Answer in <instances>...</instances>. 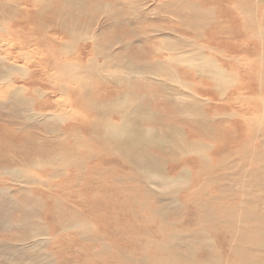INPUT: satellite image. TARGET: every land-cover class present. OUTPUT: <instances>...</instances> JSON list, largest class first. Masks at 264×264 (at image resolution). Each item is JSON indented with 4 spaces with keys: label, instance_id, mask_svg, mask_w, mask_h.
<instances>
[{
    "label": "rangeland",
    "instance_id": "obj_1",
    "mask_svg": "<svg viewBox=\"0 0 264 264\" xmlns=\"http://www.w3.org/2000/svg\"><path fill=\"white\" fill-rule=\"evenodd\" d=\"M31 2L0 5V62L4 63L0 71L7 64L25 71L21 76L16 73L11 76L14 87L22 88L20 98L14 100L17 105L8 103L12 96L10 100L9 96L0 97V264H157L159 261L173 264L169 260L170 253L183 255L189 250L194 258H208L209 243L203 245L196 238L183 235L184 229L195 228L187 221L193 220L195 214L184 201L188 196L186 187L180 186L183 178L191 177L190 171L186 173L183 169L184 165L190 167L187 170L191 173L197 171L196 162L203 160L206 154L216 159L228 155L235 163L215 167L216 174H229V177L218 178L219 184L230 183L235 187L227 193L233 197L231 203L228 202L238 204L233 211L238 217L235 221L240 234L236 232L238 240H230V246L244 242L241 247L264 264V241L263 246L249 241L254 231L264 236V31L259 32L256 25L248 26L243 45L239 46L242 42L236 41L240 37L230 40L239 48L235 47L231 52L233 60L223 67L228 82L223 84L221 94L215 90L217 84L212 85L214 79L209 69L197 75L187 60L168 65V37L180 40V44L171 49L176 53L184 54L190 49V41L196 42L166 0ZM248 3L252 17L264 25V0ZM46 55L52 57L46 58ZM51 60L75 63L74 67H79L82 73L80 83L65 78L63 65L51 68ZM55 73L56 79L51 81ZM62 81L70 88L65 87V92L61 90ZM198 83L197 96L200 97L196 109L190 96ZM53 84H57L60 91L53 93ZM170 96L185 101L184 110L172 106ZM217 96L233 97L228 102L219 97V102ZM66 99L72 107L64 106ZM50 109L58 115L72 110L69 118L63 115L54 124L56 132L53 134H48V125L44 122L49 114L46 111ZM29 115H38L39 123L34 130L40 143L37 140V143L23 145L22 134L15 124L24 118L31 122ZM121 115L129 116L130 124L139 129L132 154L113 150L105 143V120L117 122ZM240 123L245 125L240 127ZM168 125L173 126L175 134H168ZM7 127L13 135L4 131ZM225 131L245 136V163L237 154L215 153L217 139ZM93 135L97 138H92ZM63 139L70 149L68 153L62 148L59 153L58 148L64 147ZM197 142L201 148H195ZM29 153L35 154V159H25L32 157ZM141 158L147 163H140ZM207 164L214 166L212 158ZM53 170L55 175L46 176ZM245 170L254 175L243 179L255 186L257 182L263 184L259 191L240 186ZM257 170L260 175L255 176ZM32 177L38 181H28ZM226 199L220 201L226 203ZM246 213L252 218L248 225L244 219ZM218 219L223 220V216L218 214ZM203 228L207 232L206 224ZM207 234L210 236L209 232ZM240 236L244 239L240 240ZM221 238L218 232L219 248L215 247L218 258H239L240 245L234 253L221 246L224 245ZM162 243L166 249H157L156 245ZM178 260L176 264H181V258Z\"/></svg>",
    "mask_w": 264,
    "mask_h": 264
},
{
    "label": "bare ground",
    "instance_id": "obj_2",
    "mask_svg": "<svg viewBox=\"0 0 264 264\" xmlns=\"http://www.w3.org/2000/svg\"><path fill=\"white\" fill-rule=\"evenodd\" d=\"M29 0H0V5L4 6L6 4H10V3H18L19 2H27ZM34 1V0H33ZM61 1V0H60ZM258 2L260 0H257ZM31 2V0H30ZM36 2V1H35ZM167 5L169 8H171L172 11H176V13L178 14V16L180 18H182V24L185 26L186 29H188L192 35H194V39L196 43H192L190 41V49L188 51H185L184 54L182 53H176L175 51L171 50L174 49V47H176V45L180 44V40H176L175 39H171L168 37V39L166 41H168V44L170 46L169 49H167L168 52V65L171 66L174 62H186L187 60V64L189 65V67L193 68V70L196 72L197 75H200L204 72L205 69H209L212 76V79H214L212 81L211 76L210 79L212 81V85H214V83L217 84V88L215 89L217 92L222 94V88H223V84H225L226 82H228L226 78L227 75H225L224 73V69L223 67L225 65H229L230 64V60H233V55L231 54L232 51H234L235 47L239 48L238 45H232L230 40L235 36L240 37L239 39H236V41L238 43H241L244 40L245 35H247V29L248 26L251 28L252 26L256 25L259 32L264 31V25L261 24L260 21H255V18L252 17L251 15V6L249 5V0H166ZM33 4V2H31ZM37 3V2H36ZM21 4V3H20ZM49 6V5H48ZM46 7V5H45ZM50 7V6H49ZM48 7V8H49ZM56 7H58L56 5ZM61 7V6H60ZM53 8V7H52ZM15 9V8H14ZM11 10V9H10ZM60 10V9H59ZM169 10V9H168ZM35 11V9H34ZM123 15V14H122ZM122 17V16H121ZM185 17V18H184ZM58 19H60L59 17H57ZM39 27V26H38ZM129 28V27H128ZM168 30V29H167ZM75 33V31L73 32V34ZM236 33V35H235ZM263 33V32H262ZM250 34V33H249ZM85 36V35H84ZM87 36V35H86ZM57 37V36H56ZM55 37V38H56ZM82 37V36H81ZM79 36V38H81ZM247 37V36H246ZM249 37V36H248ZM247 37V39H248ZM251 37V36H250ZM40 39V38H39ZM252 39V38H251ZM42 40V39H41ZM261 40V39H260ZM246 41V40H245ZM137 43V42H136ZM106 44V43H105ZM244 42H242L240 45H243ZM70 45V44H69ZM136 45V44H135ZM65 47V46H63ZM71 47V46H70ZM126 47V46H125ZM109 48V47H108ZM92 49V48H91ZM90 49V50H91ZM98 49V48H97ZM147 50V49H146ZM207 51L209 54L206 56L203 52ZM146 53V52H145ZM230 53V54H229ZM257 53V52H256ZM24 54V53H23ZM100 55V54H99ZM143 55V54H142ZM30 56V55H29ZM36 56V55H34ZM51 56V55H48ZM46 55V58H49ZM115 56V55H114ZM24 57V56H23ZM52 57V56H51ZM66 57V56H65ZM116 57V56H115ZM160 57V56H158ZM45 58V60H46ZM141 58V57H140ZM19 59V58H18ZM65 59V58H64ZM22 60V59H21ZM29 60V58L27 59ZM31 60V59H30ZM257 60V59H256ZM52 61V60H51ZM85 61V60H84ZM165 61V60H163ZM86 62V61H85ZM84 62V64H85ZM111 62V60H110ZM113 62V61H112ZM88 63V62H87ZM128 63V62H127ZM232 63V62H231ZM257 63V62H256ZM4 63L0 62V66H2ZM12 64V63H11ZM63 65V69L62 72L67 73V75H65L66 79H70L73 83H80V71H79V67H74L76 65H74L75 63H68L66 61H52L51 62V68L54 67V69L59 68V65ZM102 64V63H101ZM99 64V65H101ZM104 64V63H103ZM108 64V63H107ZM113 64V63H112ZM125 64V63H124ZM175 64V63H174ZM261 64V63H260ZM40 65V64H39ZM127 65V64H126ZM186 66V64H184ZM249 65V64H248ZM252 65V64H251ZM258 65V64H257ZM256 65V66H257ZM262 65V64H261ZM73 66V67H71ZM98 66V65H97ZM104 66V65H103ZM109 66V65H108ZM128 66V65H127ZM175 66V65H174ZM232 66V65H231ZM94 67V66H93ZM92 67V69L94 70V68ZM105 67V66H104ZM111 67V66H110ZM113 67V66H112ZM165 67V66H164ZM233 67V66H232ZM253 67V66H252ZM76 68V69H75ZM115 68V67H113ZM119 68V67H118ZM154 68V67H153ZM152 68V69H153ZM244 68V67H243ZM249 68V67H248ZM251 68V67H250ZM261 68V67H260ZM111 69V68H110ZM168 69V68H167ZM106 70V69H105ZM124 70V69H123ZM175 70V69H174ZM228 70V69H227ZM251 70V69H250ZM101 71V69H100ZM230 71V70H229ZM257 71V70H256ZM255 71V72H256ZM262 74V70H260ZM87 73V71H85ZM98 72V71H97ZM110 72V71H108ZM120 72V71H119ZM122 72V71H121ZM120 72V73H121ZM124 72V71H123ZM165 72V71H164ZM170 72V71H169ZM206 72V71H205ZM18 74V76H21L25 73L24 70H22L21 67H15V66H10L9 64H7L6 66H4V68H1L0 71V97L3 96H9L10 100L12 98V101H8V103H13L14 100L18 101V98H20L18 95L20 94L19 91L22 89L21 87H14V82H13V78L11 76H13L14 74ZM64 73V74H65ZM115 73V72H114ZM156 73V72H155ZM249 72H247L248 74ZM258 73V72H257ZM40 74V73H39ZM39 74H37V77H39ZM104 74V72L102 73ZM101 74V75H102ZM110 74V73H109ZM259 74V77H260ZM26 75V74H25ZM100 75V77H101ZM112 75V74H111ZM165 75V74H164ZM163 75V76H164ZM175 75V73H174ZM206 75V74H205ZM104 76V75H103ZM245 76V75H244ZM264 78V75H262ZM99 77V78H100ZM110 77V76H109ZM129 77V76H127ZM135 77V76H134ZM151 77V76H150ZM171 77V76H170ZM206 77V76H205ZM250 77V76H249ZM258 77V78H259ZM130 78V77H129ZM137 78H139L137 76ZM154 78V77H153ZM172 78V77H171ZM174 78V77H173ZM257 78V77H256ZM255 78V80H256ZM262 78V79H263ZM16 79H18L16 77ZM53 79H56V73L54 74V77L51 78V81ZM140 80H142L143 78H139ZM158 79V78H157ZM175 79V78H174ZM261 79V78H260ZM132 80V79H131ZM134 80V79H133ZM194 80V79H193ZM196 80V79H195ZM227 80V81H226ZM242 80V79H241ZM57 81V80H56ZM246 80H244L245 83ZM262 81V80H261ZM71 83V84H73ZM146 83V82H145ZM155 83V81H154ZM159 83V82H158ZM164 83V82H163ZM173 83V82H172ZM175 84H178L176 82H174ZM192 83V82H191ZM243 83V82H242ZM257 83V82H256ZM165 84V83H164ZM74 85V84H73ZM132 85V83H131ZM198 85L197 84L196 88H195V93L192 94L193 96H190V98L193 100V102L195 103V107L197 109V105H199V97L197 96L198 94ZM241 85V84H240ZM61 90L62 92H65V87L70 89L67 86V83L62 81L61 83ZM180 86V85H179ZM243 86V85H242ZM245 87V86H244ZM174 88V87H172ZM180 88V87H179ZM190 88V87H189ZM205 88V87H204ZM243 88V87H242ZM262 88V87H261ZM260 88V89H261ZM52 92H57L60 91V89L58 88L57 84H53L52 85ZM164 89V88H163ZM186 89V88H185ZM72 90V89H71ZM173 90V89H172ZM239 90V89H238ZM169 92V90H168ZM189 92V90H188ZM228 92V91H227ZM39 93V92H38ZM44 93V92H42ZM152 93V92H151ZM156 93V92H154ZM173 93V92H172ZM212 93V92H211ZM262 93V92H261ZM61 94V93H60ZM218 94V93H217ZM229 94V93H228ZM232 94V93H231ZM160 95V94H159ZM163 95V94H162ZM12 96V97H11ZM50 96V95H49ZM54 96V95H53ZM151 96V95H150ZM154 96V95H153ZM167 96V95H165ZM169 96V95H168ZM206 96V95H205ZM209 96V95H208ZM11 97V98H10ZM81 97V96H78ZM122 97V96H121ZM222 99H225L226 102H228V100H230L233 96H219ZM219 97L217 96V99L219 100V102H221L219 99ZM260 97V96H259ZM115 98V97H114ZM119 98V97H118ZM167 98V97H166ZM208 98V97H207ZM116 99V98H115ZM122 99V98H121ZM147 99V98H146ZM149 99V98H148ZM215 99V100H217ZM260 99V98H259ZM128 100V99H127ZM168 100V99H167ZM166 100V102H167ZM169 100L172 104V106H178L179 110H184L185 106L187 105L186 102L179 100L177 101V98H175L174 96H170ZM186 100V99H184ZM252 100V98H251ZM22 101V100H21ZM124 102H126L124 100ZM129 102V101H128ZM257 102V101H256ZM15 103V102H14ZM91 103V102H89ZM130 103V102H129ZM263 103V102H262ZM17 105V103H15ZM22 104V103H21ZM92 106L94 107L95 104H93V102L91 103ZM201 104V103H200ZM226 104V103H225ZM20 105V104H19ZM70 106L69 105V100L66 99V101L64 102V106ZM132 105V104H131ZM146 105V104H145ZM152 105V104H151ZM117 106V105H116ZM115 106V107H116ZM119 106H122L121 104H119ZM221 106V105H220ZM262 107V105H260ZM132 107V106H131ZM84 108V105H83ZM122 108V107H121ZM168 108V107H167ZM45 109V108H44ZM119 109V108H118ZM60 110V109H59ZM71 110V109H70ZM70 110H66V111H62V113H59L60 115H58L56 112H53V109H50L46 112H48V116L46 118V120L44 121L47 125H48V134H53L54 132H56V128H55V123L61 119V116L63 117V115H65L66 118H69L70 114ZM76 111V109H74ZM122 110V109H121ZM23 111V110H22ZM72 111V110H71ZM74 111V112H75ZM143 111V110H142ZM19 112V111H18ZM60 112V111H59ZM119 112V111H118ZM182 112V111H181ZM29 113V112H28ZM27 113V114H28ZM41 113V112H40ZM117 113V112H116ZM115 113V114H116ZM120 113V112H119ZM125 113V112H124ZM168 113V112H167ZM35 114V113H34ZM96 114V113H95ZM114 114V115H115ZM138 114V113H137ZM144 114V113H143ZM147 114V112H146ZM149 114V113H148ZM192 114V113H191ZM247 114V113H246ZM263 114V113H262ZM33 115V114H32ZM75 115V114H74ZM73 115V117H74ZM200 115V114H199ZM23 116V115H22ZM30 116V117H29ZM27 116L31 122H27V118L24 121H20L18 120V123L15 124V126L18 128V132L22 135H20L21 137V143H23V145L28 142V143H37V140L40 143V138L36 135V131L34 130L39 123V120H37V116H31L29 115ZM131 116V115H130ZM154 116V115H153ZM260 116V115H258ZM44 117V116H43ZM72 117V116H71ZM136 117V116H135ZM145 117V116H144ZM244 117V116H243ZM120 120H118L117 122H112V121H106V125L104 126V132L105 135L107 134V141L105 139V143L110 146L109 148L113 149V150H119V151H126L127 153H131L132 150H134L135 144H133V142L135 141V138L138 137V131L139 129L133 125L130 124V122L128 121L129 116L127 115H121L119 116ZM217 118V117H216ZM93 119H95V116L93 117ZM92 119V120H93ZM134 119V118H133ZM150 119V118H149ZM242 119V118H241ZM97 122L99 121L98 118H96ZM135 120V119H134ZM203 120V119H202ZM244 120V118H243ZM94 121V120H93ZM199 121V120H198ZM129 122V123H128ZM156 122V121H154ZM244 122V121H243ZM249 122V121H248ZM61 123V122H60ZM154 124V123H153ZM240 123V127H241ZM70 125V124H69ZM140 125V124H139ZM243 126L245 125V123L242 124ZM247 127V126H245ZM74 128V127H73ZM93 128V127H92ZM166 128H168V134H171L172 132L174 133V128L171 125L166 126ZM213 128V127H212ZM248 128V127H247ZM4 131L6 133H9L11 135H13V133H10L9 127L7 128H3ZM11 129V128H10ZM72 129V128H71ZM76 129V128H75ZM90 129V128H89ZM214 129V128H213ZM245 129V128H244ZM257 129V128H256ZM12 130V129H11ZM138 130V131H137ZM218 130V129H217ZM35 131V132H34ZM93 131V130H92ZM247 132V131H246ZM15 133V132H14ZM70 135L72 134L71 132H68ZM166 133V132H165ZM175 134V133H174ZM218 134V133H217ZM249 134V133H248ZM253 134V133H252ZM97 135V134H96ZM251 135V134H250ZM207 136V135H206ZM215 136V135H214ZM254 136V135H253ZM78 137V136H77ZM95 136L93 135L92 138H94ZM111 140H108L109 138ZM164 137V136H163ZM213 137V136H212ZM216 137V136H215ZM245 136L243 134L237 135L234 133H229L227 131H225L224 133H221L220 138H218V144L216 145L215 148V153H220L225 151L227 154H231L232 155H236L237 154V158L241 161V162H246L245 159V152H246V146H245ZM50 138L52 140H54L53 137L50 136ZM97 138V136L95 137ZM99 138V137H98ZM167 138V137H165ZM264 138V137H263ZM83 139V138H82ZM86 139V138H85ZM102 139V138H101ZM195 139V138H194ZM77 140V139H76ZM75 140V141H76ZM95 140V139H94ZM98 140V139H97ZM104 140V139H103ZM102 140V141H103ZM170 140V139H169ZM180 140V139H179ZM264 141V140H263ZM64 139L62 144H64V147H59V153L61 151H66L68 153V151H70L69 147H67V145H65L64 143ZM77 142V141H76ZM174 142V139H173ZM178 142V141H177ZM100 143V142H99ZM172 143V142H171ZM170 143V145H171ZM183 143V142H182ZM191 143V142H190ZM248 143V142H247ZM87 144V143H86ZM173 144V143H172ZM176 144V143H175ZM38 145V144H37ZM169 145V144H168ZM193 145V144H192ZM88 146V145H87ZM98 146V145H97ZM184 146V145H183ZM195 148H201L200 143L197 142L195 143ZM16 147V146H15ZM89 147V146H88ZM185 147V146H184ZM191 147V146H190ZM170 148V147H168ZM177 148V147H175ZM230 149V150H229ZM2 150V149H1ZM13 150V149H12ZM23 150V149H22ZM180 150V149H179ZM182 150V148H181ZM15 151V149H14ZM235 151V152H233ZM9 152V150H8ZM18 152V149H17ZM185 152V150L183 151ZM196 152V151H195ZM13 153V152H11ZM50 153V151H49ZM107 153V152H106ZM249 153V152H248ZM51 154H53L51 152ZM66 154V153H64ZM132 154V153H131ZM179 154V153H178ZM206 154V153H204ZM30 156L29 158H25V159H30V161L34 158L35 159V154L29 153ZM198 155H203V154H198ZM247 155V154H246ZM26 155H24L25 157ZM57 156V155H56ZM114 156V155H113ZM177 156V153H176ZM13 157V156H12ZM52 157V155H51ZM61 157V156H60ZM154 157V156H153ZM200 157V156H199ZM72 158V157H71ZM117 158V157H116ZM115 158V159H116ZM125 158V157H124ZM180 158V157H179ZM182 158V156H181ZM185 158V157H184ZM213 160V165H209L207 163H209V161ZM250 158V157H248ZM258 158V157H257ZM23 159V158H21ZM42 159V158H41ZM46 159V158H45ZM237 159V160H238ZM252 159V158H251ZM14 160V159H13ZM118 160V159H117ZM127 160V158H126ZM129 160V159H128ZM140 163H147L145 158H141L138 159ZM181 160V159H180ZM185 160V159H184ZM192 160L194 161L195 159L192 158ZM198 160V159H197ZM42 161V160H41ZM44 161V160H43ZM42 161V162H43ZM135 161V160H134ZM172 161V160H170ZM257 161V160H256ZM123 162V161H122ZM128 162V161H127ZM195 162V161H194ZM207 162V163H205ZM244 162V163H245ZM12 163V162H11ZM25 163V162H24ZM28 163V162H27ZM34 163V162H33ZM44 163V162H43ZM112 163V162H110ZM229 163V164H228ZM237 163V162H236ZM253 163V162H252ZM48 164V163H47ZM51 164V163H50ZM118 164V163H117ZM122 164V163H121ZM133 164V163H132ZM230 165V164H235L232 162V157L228 155L223 157V158H219L216 159V157L214 156H209L208 154L203 155V160L196 162V167H197V171H192L191 170H187L188 166L184 165V170L186 173H189L190 171V178H183L180 181V186L185 188V192H187L188 196L185 197L184 201H186V203L189 204V207L192 208V212L195 214V218L192 219H188V223L193 224L195 226L194 229L192 230H185L183 231V235L185 237L188 238H196L200 243H203V245L209 243V245L211 246L209 248V250L206 252L208 253V258H194V256L192 255L191 251L189 250V252L183 253L182 254H177V253H170V257L171 259H169L173 264H176V262H178L179 258H181V264H262L263 262L260 260H257L254 258V255H250L249 251L247 252L244 247L242 248L241 245L244 244V242L241 243H237V245H240V249L242 250V253L240 254L239 258H218V250L217 252H215V247L219 246L216 243V234H218V232H221L222 238H221V242L224 244L221 246L224 247L225 249L227 248L229 251L232 250L234 251V253L238 252V246H230V243L232 239L236 238L238 240V238L236 237L239 233V231H237V229L239 228V224H236L237 220V215H235V210L238 206V204H230L231 203V199H233V197L231 196V193H229L230 195L228 196L227 192H230L233 190L234 185L232 186V184L228 183V184H219V179L218 178H226L229 177V174L226 172H221L222 174H216V169L215 167H219V165ZM37 165V164H35ZM52 165V164H51ZM50 167H53L51 166ZM113 165V164H112ZM111 165V166H112ZM123 165V164H122ZM134 165V164H133ZM132 165V166H133ZM136 165V164H135ZM195 165V164H193ZM256 165V163H255ZM126 166V165H125ZM173 166V164H172ZM16 167V166H15ZM26 167V166H25ZM35 167V166H34ZM114 167V166H113ZM112 167V168H113ZM235 167V166H234ZM137 168V167H136ZM160 168V167H158ZM164 168V167H163ZM162 168V169H163ZM246 168V167H245ZM252 168V167H251ZM116 169V168H115ZM190 169V167L188 168ZM5 170V169H3ZM16 170V169H15ZM111 170V169H110ZM121 170V169H120ZM129 170V169H128ZM127 170V171H128ZM133 170V169H132ZM176 170V169H175ZM10 171V170H9ZM14 171V170H13ZM157 171V170H156ZM182 171V169H181ZM247 170L242 172V179L240 180V186L242 185L244 188L248 189L249 191L256 189L257 191H259V189L262 187L263 184L260 185V183L257 182L256 186L254 185L255 183H251L250 181H247L245 179L252 178V173L247 172ZM2 172V171H1ZM125 172V171H124ZM179 172V171H178ZM231 172V171H230ZM260 171L257 170L256 175H260L259 173ZM15 173V172H14ZM119 173V172H118ZM122 173V172H121ZM136 173V172H135ZM177 173V172H176ZM180 173V172H179ZM127 174V173H125ZM134 174V173H133ZM175 174V173H174ZM55 175V171H49L47 173L46 176L51 177ZM123 175V174H122ZM121 175V176H122ZM135 175V174H134ZM177 175V174H176ZM127 177V176H126ZM130 177V176H129ZM112 178V177H111ZM115 178V177H114ZM122 178H124L122 176ZM132 178V177H131ZM245 178V179H243ZM51 179V178H49ZM120 179V176H119ZM180 179V178H179ZM122 180V179H121ZM30 182H36L38 180H35L34 177L30 178V180H28ZM169 181V180H168ZM254 181V180H253ZM27 183V182H26ZM171 183H173L171 181ZM175 183V182H174ZM112 184V182H111ZM176 184V183H175ZM25 185V184H24ZM112 186V185H111ZM257 186H259V188H257ZM120 187V186H119ZM134 187V186H133ZM233 187V188H232ZM255 187V188H254ZM132 188V187H131ZM128 189V188H127ZM249 193V192H248ZM27 194V193H26ZM70 194V193H69ZM147 194V193H146ZM234 194V193H233ZM246 196V195H244ZM146 197V195L144 196ZM229 197V198H227ZM241 197V196H240ZM123 198V197H121ZM227 198V199H226ZM119 199V198H118ZM226 199V203L225 202H221L220 200H224ZM229 199V200H228ZM115 200V199H114ZM58 201V199H57ZM124 201V200H123ZM230 203H229V202ZM37 202V201H36ZM55 202V201H54ZM61 202V201H60ZM85 202V201H84ZM82 203V202H81ZM240 203V202H239ZM211 204H215V206L211 207ZM247 204V203H246ZM260 204V203H259ZM264 204V203H263ZM66 205V204H65ZM230 206V208H228V206ZM58 206V205H57ZM248 207V206H247ZM63 208V207H62ZM97 208V207H96ZM100 208V207H99ZM124 208V207H123ZM185 208V207H184ZM68 209V208H67ZM183 209V208H182ZM249 209V208H248ZM62 210V209H61ZM65 210V209H64ZM250 211V210H249ZM2 211H0L1 213ZM185 212L187 213L188 211L185 210ZM239 212V211H238ZM58 213V212H57ZM71 213V212H70ZM182 213V212H181ZM68 214V213H67ZM218 214L223 216V220H219L218 219ZM249 213L245 214V222L247 223V225L250 223V221L252 220V218L250 217V215H248ZM161 215V214H160ZM260 218V217H259ZM15 219V218H14ZM146 219V218H145ZM18 220V219H17ZM74 220V219H73ZM1 221V219H0ZM75 221V220H74ZM20 222V221H19ZM22 222V221H21ZM73 222V221H72ZM76 223V221H75ZM254 223V222H253ZM251 223L253 226L254 224ZM74 224V222H73ZM81 224V223H80ZM187 224V225H190ZM207 225L208 229L206 232V229L203 228V225ZM72 225V224H71ZM79 225V224H78ZM77 225V226H78ZM251 225V226H252ZM256 225V224H255ZM262 225V224H261ZM24 226V225H21ZM235 226V229H234ZM250 226V225H249ZM252 226V227H253ZM260 226V225H259ZM3 227H5L3 225ZM75 227V226H74ZM80 227V226H79ZM79 227H76L77 230ZM255 227V226H254ZM257 227V226H256ZM263 227V226H262ZM86 229V228H85ZM89 229V228H88ZM248 229V228H247ZM259 229V228H258ZM24 230V229H23ZM251 230V229H249ZM260 230H262L260 228ZM75 231V230H74ZM242 231V230H241ZM253 231V229H252ZM77 232V231H76ZM83 232V231H82ZM81 232V234H83ZM96 232V231H95ZM210 233V236L207 233ZM238 234H237V233ZM249 232V231H248ZM254 237L249 240L252 245H261L264 241V236L262 233H260L258 230L254 231ZM25 233V232H24ZM80 233V232H79ZM77 234V233H76ZM75 234V235H76ZM87 234V233H86ZM85 234V235H86ZM206 234L208 235V237L210 239L207 238ZM250 235V234H248ZM79 236V235H78ZM94 236V235H93ZM239 236V235H238ZM247 236V235H246ZM245 236V237H246ZM88 237V235H87ZM96 237V234L95 236ZM203 237V238H202ZM79 238V237H78ZM147 238V237H146ZM202 238V239H201ZM240 240L244 239L242 238V236H240ZM250 238V237H248ZM149 239V238H148ZM140 240V239H139ZM248 240V239H247ZM263 240V241H262ZM32 241V240H31ZM207 241V242H206ZM218 241V240H217ZM245 241V240H244ZM33 242V241H32ZM136 243H138V240H135ZM134 242V244H136ZM236 244V242H234ZM34 245V243H32ZM40 244V243H39ZM133 244V245H134ZM156 244V243H155ZM184 244V243H183ZM246 244V243H245ZM248 244V243H247ZM227 246V247H226ZM263 246V245H261ZM107 248V247H106ZM133 248V247H132ZM156 248L159 250H163L166 249V245L165 243H162L161 245L157 246ZM186 248V247H184ZM260 248V247H259ZM264 248V247H263ZM256 249V248H255ZM258 249V248H257ZM135 250V249H134ZM261 251V250H260ZM259 251V252H260ZM102 254V253H101ZM258 256V255H257ZM221 257V256H220ZM99 258V257H98ZM145 258V257H144ZM157 264H164L161 261H159Z\"/></svg>",
    "mask_w": 264,
    "mask_h": 264
}]
</instances>
